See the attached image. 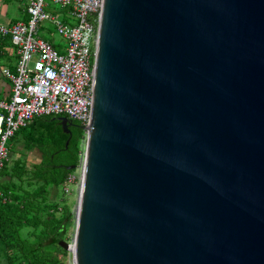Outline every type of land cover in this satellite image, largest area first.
Instances as JSON below:
<instances>
[{"label":"water","instance_id":"water-1","mask_svg":"<svg viewBox=\"0 0 264 264\" xmlns=\"http://www.w3.org/2000/svg\"><path fill=\"white\" fill-rule=\"evenodd\" d=\"M92 89L70 264H264V0H103Z\"/></svg>","mask_w":264,"mask_h":264},{"label":"built area","instance_id":"built-area-1","mask_svg":"<svg viewBox=\"0 0 264 264\" xmlns=\"http://www.w3.org/2000/svg\"><path fill=\"white\" fill-rule=\"evenodd\" d=\"M102 1L29 0L27 21L0 23V35L11 38L18 54L15 70L5 71L12 82V94L9 99H0V170L9 158L8 140L35 117L66 116L81 122L87 133ZM51 3L65 10L68 19H60ZM47 21L66 39L65 46L57 48L39 36L42 23ZM79 167V175L68 176L67 191V186L78 180L82 187L84 153Z\"/></svg>","mask_w":264,"mask_h":264},{"label":"trees","instance_id":"trees-1","mask_svg":"<svg viewBox=\"0 0 264 264\" xmlns=\"http://www.w3.org/2000/svg\"><path fill=\"white\" fill-rule=\"evenodd\" d=\"M34 119L13 137L24 152L18 158L9 157L0 170V264H67L69 250L60 241L67 239L73 213L61 198L74 171L66 166L79 163L83 150L79 142L86 135L78 136L81 127L67 146L69 135L61 129L60 138L49 144L45 138L36 140L29 128ZM33 148L43 154L38 163L27 159L25 150ZM62 152L67 162L56 164L54 159ZM53 188L60 191L55 199Z\"/></svg>","mask_w":264,"mask_h":264},{"label":"rangeland","instance_id":"rangeland-1","mask_svg":"<svg viewBox=\"0 0 264 264\" xmlns=\"http://www.w3.org/2000/svg\"><path fill=\"white\" fill-rule=\"evenodd\" d=\"M51 7L57 10H60V6L58 4L55 3H51ZM59 18L62 19L63 15H59ZM48 28L49 32H45L44 29ZM39 36L45 38L46 40L52 42V43H58L61 46H65L67 44V41L65 38H63L60 34L57 33V31L55 30V28L53 27V25L50 22H44L41 25V28L39 29ZM57 48H59L58 45H56ZM34 124L32 126H29L30 130L32 131L33 135L36 137V140L40 139V138H45L49 141V144H51V141L53 138H60L59 132L60 130L63 128V126H61V124L59 123V117H53V116H38L35 117L34 119ZM64 129V128H63ZM23 128L19 130V132H22ZM85 136L86 135V130L82 127V129L79 130L78 132V136L82 135ZM23 133V132H22ZM86 136L84 138V140H82V142H79V146L81 145V147L83 148L82 150V154L85 151V143H86ZM67 143V142H66ZM7 146L10 149H14V151L19 152L18 150L22 152L23 151V145L19 144L18 142L16 143V141H14V138H10L7 142ZM25 152H29L26 151ZM21 153H18L16 155H12V157L14 158H18L20 157ZM31 153V152H30ZM30 155V160L38 163L41 159V154L38 152V150L35 149L34 154L31 153ZM27 159L28 156H27ZM54 161L56 162V164H65L67 162V156L65 153H60L58 154ZM30 162V163H33ZM80 174V167H79V163H78V167L74 169L72 175L77 176ZM67 188H69V190L67 191L66 189H64V195L62 196L61 199H64V202H66V204L68 205V207L71 209L72 213H73V222L71 227L69 228L68 231V236H67V241L69 243L73 242L74 239V234H75V228H76V216H77V210H78V206H79V199H80V193H81V187H80V182L79 180L76 183H71L67 186ZM60 195V191L57 190L56 188L52 189V198L55 199L57 198V196ZM72 249V247H71ZM71 253L72 250H69L68 253V258H67V264H70L71 261Z\"/></svg>","mask_w":264,"mask_h":264},{"label":"crops","instance_id":"crops-1","mask_svg":"<svg viewBox=\"0 0 264 264\" xmlns=\"http://www.w3.org/2000/svg\"><path fill=\"white\" fill-rule=\"evenodd\" d=\"M28 4L29 0H0V23L10 25L18 21H27L29 18V14L27 12ZM51 9L54 10L58 14V16L63 15V18L68 19L65 10H57L52 7ZM50 23L55 28L54 24L52 22ZM44 31L47 33L49 32V29L45 28ZM55 45L61 46L58 43H55ZM17 61V49L12 43L11 38L9 36L3 37L0 35V99H9L12 94V82L8 77H6L5 71L8 69L14 71L17 65ZM35 149L38 150V152L41 154V161L43 158V154L38 148H33L27 154H29L30 152L34 154ZM18 151L19 152L10 150L9 157H12L13 154L16 155L18 153H21L20 150ZM28 158L29 162H33L30 160V155H28Z\"/></svg>","mask_w":264,"mask_h":264},{"label":"flooded vegetation","instance_id":"flooded-vegetation-1","mask_svg":"<svg viewBox=\"0 0 264 264\" xmlns=\"http://www.w3.org/2000/svg\"><path fill=\"white\" fill-rule=\"evenodd\" d=\"M59 117H61V116H59ZM68 120H69L68 121V127H69L71 132L70 133L66 132L63 129L64 127L62 129L65 131V133H67L69 135V137H70V135L72 137V135L74 133H76L81 127H83V124L81 122H79V121H73V120H70V119H68ZM59 123L61 124V126H63L61 120H59Z\"/></svg>","mask_w":264,"mask_h":264},{"label":"bare ground","instance_id":"bare-ground-1","mask_svg":"<svg viewBox=\"0 0 264 264\" xmlns=\"http://www.w3.org/2000/svg\"><path fill=\"white\" fill-rule=\"evenodd\" d=\"M60 9H62L61 7H60ZM63 10V9H62Z\"/></svg>","mask_w":264,"mask_h":264}]
</instances>
